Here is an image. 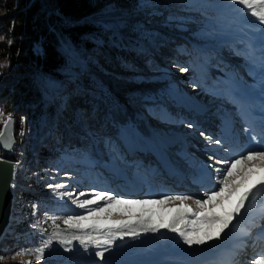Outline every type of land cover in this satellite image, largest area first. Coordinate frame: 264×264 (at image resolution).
Here are the masks:
<instances>
[{"label": "rangeland", "instance_id": "1", "mask_svg": "<svg viewBox=\"0 0 264 264\" xmlns=\"http://www.w3.org/2000/svg\"><path fill=\"white\" fill-rule=\"evenodd\" d=\"M198 9L202 10V15L207 19L201 21L203 26L198 28L196 31L195 29L193 30L192 33L193 35L197 34V36L194 35L197 39L192 42L191 46L190 44L187 45L184 41H180L179 43L175 42L169 46L170 49L168 52L164 51L161 54L163 60L159 57L160 54H158L159 58L156 60L157 62H153V60L150 61L149 57L146 58L147 60L144 59V63H138L135 61L136 64L134 65H136V68L130 71L126 69L115 70L102 64H100L99 67L92 69L109 81L112 88L119 96H121L122 88H127V90L134 92L135 94H132L133 97L131 100L134 97L138 98H134V101L136 100L138 103L136 105H138L137 107L142 114H148L150 116H152L155 112L157 114H163L159 108H166L167 114H170L172 111L175 112L174 115L178 117H169L173 118L172 123H176L174 125H176L177 130L185 131L193 127L190 132L185 131V136L188 137V145H192L194 147V152L190 153V155L192 154L191 157L195 160L205 161L209 158V156H211L208 155V153H205L206 147L209 146L208 142L202 141L207 135H204L197 129L195 131V123L190 122L193 120V113H189L191 109L190 101L194 100L200 104L212 106L214 108L213 112L216 110L220 114L229 109L227 106L230 102L228 99L222 97L226 91L220 89V85L217 84L218 82L216 79L225 80L227 76L233 78V74H238L237 71H240L241 69L245 71L248 69V66L252 69L254 66L248 62V58L246 57L248 56L247 54L243 57V61L237 59L239 55L235 53L238 51L233 47L235 46V43H231L230 45L227 43L231 35L228 33L230 29L235 31V33L240 32V30L229 26V23H235L234 26L238 24L240 27L245 28L253 34L257 33V31L260 30V27L264 26V24H260L257 17L246 14V12H250L251 10H242L241 6L230 3L229 0H106L104 3L98 5V10L103 15H115L119 12L122 17H127L124 18L126 20H129V17L131 16L144 18L145 15L149 13L153 14L161 10L188 12L192 10L197 11ZM256 10L264 11V6H256ZM10 17L11 13L5 9L3 0H0V24L2 21L5 19L7 20ZM180 19L182 18L180 17ZM151 26L154 27L153 24H151ZM186 28L187 27L185 26L179 25L178 31H183ZM154 29L156 31H149L150 37H148L150 43L152 41L156 44L159 40L158 33L161 30H158L157 28ZM165 30H167L168 35L173 38V30ZM174 31L176 30L174 29ZM6 41H9V33L4 32L2 28H0V44L5 43ZM60 42L62 44V41ZM146 44L149 45L148 43ZM62 48L66 50L63 44ZM227 48L231 49V53L235 51L233 54L234 57H236L235 59L230 60V67H227L225 70L223 66H218L216 61L219 56L222 58H228L229 53L227 52ZM246 48L247 46H245L244 50H247ZM203 49L206 51H203ZM71 52L69 53L67 64L61 71L63 74L76 73L77 69L81 70L80 68L82 67L91 68L88 64H86V58L84 56L74 50L72 53ZM216 55L219 56L216 57ZM0 65L5 66V62L0 60ZM182 68H186L187 71H181ZM218 69L222 73L215 71ZM4 70V67H0V78H2V75L5 74ZM210 73L212 74V77L208 79L207 74L209 76ZM243 77H246V75L244 74ZM236 78L240 82L242 81L240 76H237ZM236 78H234V81H236ZM203 80H205L204 85H202ZM245 83L247 85L250 84L248 80ZM150 89L152 91H158L159 94L156 96L146 94L141 97L138 96L141 92L146 93V91ZM99 92L101 91H96V93ZM136 92L138 93L136 94ZM121 100L123 104L129 108L127 105L128 100L124 97H121ZM71 104L73 107H71L70 110L77 114L76 122L81 124L84 133L79 132L76 128H72L70 141L68 142L69 145L65 146L59 138H55L57 132H53L54 138L50 143V146L52 147L53 152L56 153L47 158L45 170H42L41 173H37L41 175L39 179L44 186L42 190H38L37 188L34 190L37 194H39L40 201H38L34 206V215L31 213H22L19 216L22 221H28L29 218L31 220V224L28 226L24 235H22V233H15V223L12 220L9 231L5 235V239H7V241L12 245L11 248H7L8 258H6V260L16 261L17 264H29V262L30 264H84L87 263V260H85L83 256L91 253L97 247H104L107 244L104 242L106 239L110 240L111 237H116L117 240L115 239V241L120 242L122 241L120 239V233L122 232L127 233L134 230L138 233L144 231L147 226V218L149 216L152 217V223L159 225L162 222L164 224L169 222L178 211L188 210L189 213H192L190 209L191 204L185 205V203L176 202L168 203V201H166L163 204H156V206H153L152 204L142 205L144 208L141 210L138 207L139 205H129L116 200L109 201L105 198L107 201L104 199L98 200L101 202L98 206L104 208V211L94 213L82 223L87 225H115L116 227L113 228L112 234H109L107 227H102L99 231H95L91 227L81 229L69 227L68 225L63 226V218L66 216L81 214L87 216L88 209H82L78 206V204H73L71 201L81 196L80 193H84L85 195L89 192H94L95 194L88 199L96 197L97 193L100 192L97 191L98 189L93 187L88 189L85 187L89 186L88 184H95L93 183L95 181H102L99 180L101 177L98 175L104 176L102 173L104 171L103 168L112 167V161L115 162V164L120 165H123L126 162L125 153L123 154L122 152V142L124 140L129 141L138 139L141 142H148L140 136H135V132L138 130V127L135 126V122H133L134 124L131 122L124 125L120 124V126L118 125V128L115 129L116 127H113L112 123L108 121L106 116L100 118L102 116L98 114L99 110L95 111V114L98 115L96 118L93 114H86L83 112L84 109H82L79 103L72 101ZM179 106H181V108ZM184 108L188 110V113L183 110ZM93 109H95L94 106ZM103 110L105 111L104 113L101 112L102 115L118 109L117 107H108ZM1 117L2 116H0V121ZM66 118L67 117L64 116L62 117L63 120ZM98 146H100V151L98 150L99 152L97 151ZM97 157L99 158L97 159ZM234 159L237 158H225L223 161L230 162ZM97 160L100 167L95 165ZM214 160L218 159L215 158ZM18 166L21 172L27 173V169L22 168L21 165ZM258 166H261V162L254 160L245 162L233 169V175L228 178V190L223 194V196L216 198L221 207L223 203L232 202L229 200L227 194L233 195V190L239 187L232 183L241 178L244 183L245 177H248L245 172L248 173L249 169L257 171V169H259ZM218 168L222 170L221 166H218ZM252 173L253 172H251L250 175H253ZM49 185H61L62 187L58 189L49 188ZM22 186L27 187L29 185L27 182H22ZM222 187H224V185L221 184L216 191ZM62 191H69L73 195L71 197L60 198L59 193ZM205 197L207 198V194L198 198L203 200ZM124 200L144 199L125 198ZM212 211L217 213L218 208L216 207L212 209ZM50 216H59L61 219L52 221L47 219V217ZM200 216V214L196 215L191 218V220H201ZM141 218L145 220V223L138 222ZM180 221L184 223L187 222L188 219L182 218ZM136 223L139 225H136ZM121 225H127V227H121ZM203 225L204 227H207V224L203 223ZM23 237H31L28 246L23 249L38 247L45 240L50 241L48 247L45 249V252L49 253L47 259L38 261L33 253H26L23 256L11 259V257L17 252V250H13V246L19 244ZM98 237L103 238L98 241L95 240ZM82 240L83 243L81 242ZM87 245H90V247H87ZM135 246L133 247L134 249L144 248L141 245L138 247ZM85 248H87L88 251H85ZM65 249H68V251H65ZM146 256L147 254H144L139 257L145 260H150L149 262L156 258L149 255L147 257ZM174 257L175 256H173V258ZM141 260L134 261V263L136 262L137 264H140V262H142ZM171 260L172 261L167 263L178 262L173 261V259ZM160 261L161 260H153L152 262Z\"/></svg>", "mask_w": 264, "mask_h": 264}, {"label": "trees", "instance_id": "2", "mask_svg": "<svg viewBox=\"0 0 264 264\" xmlns=\"http://www.w3.org/2000/svg\"><path fill=\"white\" fill-rule=\"evenodd\" d=\"M105 1L3 0L11 17L0 24V28L9 33V41L0 44V60L5 62V74L0 78V110L4 114L0 130L9 114L15 116L16 144L12 155L1 151L0 155L28 170L21 172L18 166L16 175L19 183L27 182L30 188L17 187L13 216L15 233H26L31 220L22 221L19 216L22 213L34 215V206L40 201L34 190H42L44 186L37 173L45 170L47 158L56 153L50 146L54 133L57 132L55 138L65 146L69 145L72 128L84 133L81 124L76 122L77 114L70 110L72 101L96 118L95 111L99 110L100 118L106 116L115 129L120 124L135 122L139 130L149 134L145 123L136 117L140 112L134 101L137 97L131 100L135 93L122 88L119 96L110 82L92 68L102 64L115 70L130 71L136 68L135 61L144 63L148 57L153 62L159 57L163 60L161 54L168 52L175 42L184 41L191 46L197 39L193 30L203 26L201 21L207 19L198 9L188 12L161 10L144 18L131 16L126 20L127 17H122L119 12L115 15L100 13L98 5ZM179 25L187 28L178 31ZM154 28L161 30L156 44L149 40V31H156ZM164 28L173 30V38ZM60 41L72 52L84 56L91 68L82 67L76 73L63 74L61 71L68 62L69 53ZM97 90L101 92L96 93ZM145 94L156 96L159 93L150 89L138 96ZM121 97L128 100L129 108ZM108 107L118 110L102 115L103 109ZM63 116L67 118L63 120ZM30 239L23 237L13 250L27 247ZM11 247L7 239H2L0 255L8 258L7 248ZM0 264L17 262L4 259Z\"/></svg>", "mask_w": 264, "mask_h": 264}, {"label": "bare ground", "instance_id": "3", "mask_svg": "<svg viewBox=\"0 0 264 264\" xmlns=\"http://www.w3.org/2000/svg\"><path fill=\"white\" fill-rule=\"evenodd\" d=\"M262 32H264V30ZM227 43L229 45L231 44L228 41H227ZM233 47L238 50L237 47H235V46H233ZM250 48H252V50L254 51V53L256 55H258L262 59H264V45L256 46V45L252 44V45H250ZM227 49H228L227 51L231 50L229 48H227ZM234 52L235 51H233V53ZM230 53H231V51H230ZM233 53H231V54H233ZM214 56H215V54H214ZM217 56L218 55H216V57ZM230 56H228V58H225V59H224V57H223V59L221 57H219L217 59L216 63H218L220 65H224L225 63L229 64L230 60L235 59V57H236V56L234 57V55H230ZM225 66H227V65H225ZM225 68H227V67H225ZM211 73L209 74V76L207 74L208 79L212 77ZM257 74H260V75L263 74V76H264V72H262L261 67H258ZM245 78L250 83L252 82V80L250 79V77H248V75H246ZM204 83H205V80L202 81V85H204ZM260 87L263 88V91H262L263 93L258 95V97L264 96V78L261 80ZM236 93L239 95L240 98H245L247 96H254L251 93H248V92H246V93L243 92L242 93L239 90H237ZM175 101H176V98H175ZM190 104L193 105L194 107H196L197 109H200L202 107L200 104H198L194 100L190 101ZM179 107L181 108V106H179ZM194 107L191 106V109H190L189 113L190 114L193 113V115H192L193 118L195 117L197 120H199L198 124L200 126H202V127H205V128L208 127L212 131L215 130L216 121L215 120L212 121V120L208 119V117H210L209 114L212 111V107L207 106V105L202 107L200 109L202 111V114L199 115V117H197V114L194 113L195 112ZM227 108L233 109V108H231L230 104H228ZM183 110L186 111V113H188V110L186 108H184ZM0 112H1V110H0ZM174 114L175 113H173V115H170V116L171 117H173V116L174 117H178V116H175ZM157 115H158V117L163 118L165 120H168V119L173 120V118H171L169 116H168L169 117L168 118L167 115H163V114H160V113L157 114ZM187 118H188V116H187ZM218 118L219 119L223 118V115L219 113L218 114ZM157 125L160 126L162 124L161 123H157ZM198 127H195L194 129L197 128V130H198ZM192 128H189L188 131L190 132V130ZM209 137L211 138L212 142H214L216 140L214 135H211ZM209 137L204 138L202 141L210 142L209 139H208ZM126 142H127L126 145H129V149L130 148H134V147L135 148L141 147L142 149H146L147 148L146 144L141 142V141H139L138 139L129 140V141H126ZM212 142H210V143H212ZM177 143H179V142H177ZM175 147H176V145H175ZM99 148H100V146L97 147V151L99 150ZM124 150H125V148H124ZM214 150H215V148H208V147L206 148V151L210 152V153L217 152V151H214ZM192 152H194V147H189L187 149V153H186L187 155H185L184 158H183V165H185L186 163H188L190 165L194 164V161H192L190 159V156L192 155V154L190 155V153H192ZM142 153L135 154L133 156L134 158L132 160L135 161L136 158H139L143 162V167H146L147 164L150 163V165L157 166V167H159L161 169V167L158 164H153V163H151V161H149L150 158H151V155H150L149 152H146V153L142 152ZM240 155H243V154L241 153V154H238V155H234L233 158H238ZM98 158L99 157H97V159ZM161 160L165 161V164H166V167H167L166 170H162L161 169L162 170V175H167L166 172H168V173H173L174 174V177H173L174 179H176L179 176H181V177L183 176L182 178H185V179H189L190 178L189 175L186 176V174H184V172L180 169V167H178L176 164L174 165V163L171 162V160L168 158L167 155H163ZM206 162H209L208 159H206ZM96 165H99L98 160L96 162ZM195 166H197V165H195ZM227 166H228L227 164H224L222 166V170L221 171L223 172L225 170V168H227ZM12 167H13L15 173H17L18 164L17 163H12ZM90 169H91V167H90ZM103 169H104V173H105L104 176L109 177L111 174H115L114 171H113L115 169H111L110 167L103 168ZM155 170H158V169H155ZM115 171L118 172V170H115ZM222 172L220 174V177L223 174ZM252 172H253L252 173L253 175H248V173L245 172L246 176H248V177H245V182L244 183L241 180L242 178L238 179L236 182H233V183L231 182L232 184H234V185L236 184V186L237 187L239 186V187L236 188L235 190H233V192H234L233 195L232 194H227L228 197H229V200L232 201V202L223 203L222 204L223 207H221L219 205V202H217V200L213 201L212 203L206 204L203 207H201L199 204L196 203L197 200H200L199 199L200 197L205 196L206 194H208V193H210L212 191H216L217 189H211L210 191L206 192V194L201 196V195H198V193H196V191H194L189 186H182V187L174 186L172 188L168 187L167 191L165 193H163L162 195H160L159 198H162L163 196H166V195L167 196H190L193 199L191 198L190 200H185V201L169 200L168 203L169 202H176V203H185V205L191 204V208L190 209H191L192 213H189L188 210L187 211H178L170 219L169 222L165 223V225H170L175 220V221H177V223H176V227L177 228L186 230L192 235L203 236L206 231H210L213 234V236L215 237L216 233L218 232V225L217 224H213L210 229H209L208 225H207V227H204V225H203V223L201 221L203 220L205 215L211 216V214L214 213L212 211V209H214L216 207L218 208V212L217 213L215 212L214 214H217V215H221L225 211H232V209L234 207H236V205L239 203V198L241 196H243L246 192H248L250 189H251V191L253 193H255L254 196H256V194H262L264 192V190L256 191L257 188H260L259 180L262 177H264V166L261 165L259 167V169H257V171H253L252 170ZM92 176H89V177H92ZM99 180H101V179H99ZM16 181H18V180H17V175L15 174L14 183H16ZM14 183H13V187H12V191L13 192H15V189H16V186H17V185L15 186ZM241 183H243V184H241ZM116 184L117 183L114 180H112V182L107 183L106 185H111L112 187H115ZM88 185L89 186H87L85 188L91 189V187H93L90 184H88ZM93 188H96V187H93ZM78 189H81V188H78ZM96 189H98V188H96ZM105 189L107 191H109V192L104 191ZM109 189L110 188L107 186V187H104V190L103 189H101V190L98 189L97 191L107 192V193H110L112 195V193L110 192L111 190H109ZM94 194H95L94 192H89L88 194H85L83 196H79L78 200L88 199V198L92 197ZM127 197H128V199H130V198H133V199L141 198V199H144V200L153 199V198H150V197H146L145 193H144V190L134 191L130 195H127ZM205 199H207V198L205 197ZM104 200L107 201V199H104ZM100 203L101 202L98 201L97 205H93V206H89V207H96ZM245 204L246 205L248 204L247 200L245 201ZM143 206L139 205L138 207L142 210L144 208ZM85 209H87V208H85ZM241 210H242V208H241ZM241 213H243V211ZM199 214L201 215L200 216L201 220H196V221L193 220V219L191 220V218H193V217H195L196 215H199ZM240 217L241 216H236L234 218V221H236ZM12 218H13V213H12V217L10 219V225L8 226V229L3 234L1 239L5 238V235L9 231V228L11 226ZM182 218L183 219H188V221L183 223L182 221H180V219H182ZM160 224H164V223L162 222ZM62 225L63 226H67L65 223H62ZM136 225H139V224L136 223ZM236 226H239V225H236L233 222L229 226L228 229H225L223 233H220L219 235L221 237H223V239H213L212 241H206L204 246H201V247L193 246L191 248H189L187 245L183 244L182 237H180L178 233L170 231L167 227H161V230H159V232H146V231L138 232V233H136L135 237L127 235L120 242L115 241V239L117 240L116 237H111L110 238V240L112 241L111 243H107L104 247H97L91 253H88L85 256H83L85 258V260H87V263H84V264H137L136 262L134 263V261H139L141 259H142L141 260L142 262H140V264H166L167 262L172 261L171 259H173V261H178V262H171V263L186 264V263H189L190 261L199 260L202 251H204L206 249H209V248L217 247V246L221 245V243L224 241V239H228L227 237L233 236V233H234L233 230H235ZM102 238L103 237H98L95 240L98 241V240H101ZM135 245H137V246H135ZM139 245L143 246L144 248L143 249H138V248L134 249L133 248L134 246L138 247ZM244 246L246 248H251L252 244L249 241ZM87 247H90V245H87ZM97 251L104 252V254H105L104 259H101L100 257H97L95 255V253ZM238 252H239L238 255H237L238 256V260H240L241 258L242 259L246 258L245 257V253L246 252H244L243 249L239 250ZM144 254H147V256L149 255V256H152V257H156V258L152 259L151 262H149L150 260H145V259L139 257V256L144 255ZM173 256H175L177 258L174 257L175 258L174 259ZM153 260H155V261L161 260V261L160 262H152ZM252 261L253 260L250 259L249 263L252 264ZM201 264H208V263L203 261V262H201Z\"/></svg>", "mask_w": 264, "mask_h": 264}, {"label": "snow or ice", "instance_id": "4", "mask_svg": "<svg viewBox=\"0 0 264 264\" xmlns=\"http://www.w3.org/2000/svg\"><path fill=\"white\" fill-rule=\"evenodd\" d=\"M230 3L237 4L238 6H241L242 10H251L250 12H246V14H249L253 17H257L258 21L260 24H264V11H257L256 6H264V0H229ZM0 67H4V65H0ZM261 70L264 72V62H262L261 65ZM181 71L186 72V68H182ZM4 115L2 112H0V116ZM9 120H11V116L9 114ZM191 127V125H190ZM23 135V133H21ZM210 142H212L211 138H208ZM255 139V137H253ZM214 143L216 145L221 144V141L219 139L215 140ZM215 159L213 156H209V160ZM258 160L261 162V165L264 166V149L262 150H255V151H248L243 155H240L237 159H234L232 161H221V160H216V163H221V164H227L229 165L223 172L222 178L219 179V183L224 185V187L220 188L218 191H212L210 194H207V199L203 200H197L196 203L199 204L201 207H203L206 204L212 203L213 201L216 200L217 197L223 196V194L228 190L229 186V177L233 175V169L236 168L238 165H241L245 162L249 161H254ZM208 167H212V165H208ZM217 173L221 172V169L217 168L215 169ZM252 172V169H249L248 175H250ZM259 185L260 188H257L256 191H261L264 190V177H262L259 180ZM61 185H49V188H61ZM73 194L69 191H62L59 193V197H71ZM81 196L84 195V193H80ZM255 193L251 191V189L246 192L243 196L239 198V203L232 209V211H225L221 215L217 214H211L205 215L203 220L201 221L204 224H207L209 229L213 224L218 225V232L216 233L215 237L210 231H206L203 236H195L190 234L188 231L179 229L176 227L177 221H173L172 224L170 225H165V224H155L152 223V217L149 216L147 218V226L145 227L144 231L146 232H159L161 227H167L170 231L178 233L180 237H182L183 244L187 245L189 248L196 246V247H201L204 246L206 241H212L213 239H223L219 234L223 233L225 229H228L229 226L233 223V220L236 216H242L244 213H241V208H244L245 211H247V205L245 204V201H249L251 203L252 197H254ZM107 198L109 201L116 200L120 201L119 197L113 196L110 193L107 192H99L97 193L96 197L93 199H84L82 201L77 199H73L71 203L73 204H78V206L82 209L87 208L88 209V214L86 215H69L64 217V223L68 225L69 227H76V228H81V229H87L91 227L95 231H99L102 227H107L109 234H112L113 228H115V225L112 226H105V225H100V224H92V225H87L82 223L89 217H91L94 213L102 212L104 211V208L102 207H89L93 205H97L98 200H103ZM192 197L190 196H163L160 199H155V200H124L122 201L125 204L129 205H148V204H163L166 201L169 200H180V201H185L188 199H191ZM223 207V206H222ZM47 219H50L52 221H56L58 219H61L59 216H50L47 217ZM139 223H145V220L141 218ZM121 227H127V225H121ZM136 236V232L134 230L129 231L127 233H120V239L123 240L124 236ZM83 243V240L81 241ZM105 243H111L112 241L109 239H106L104 241ZM50 241L45 240L41 243L40 246L34 247L31 249H21L17 251L11 259H15L16 257L23 256L26 253H33L36 256V259L38 261L40 260H46L47 256L49 253L45 252V249L48 247ZM65 251H68V249H65ZM85 251H88L87 248H85ZM97 257H100L101 259H104L105 254L102 251H97L95 253ZM6 259L3 255H0V261ZM30 264V262H29ZM252 264H264V255L261 256L260 260L254 259L252 261Z\"/></svg>", "mask_w": 264, "mask_h": 264}, {"label": "water", "instance_id": "5", "mask_svg": "<svg viewBox=\"0 0 264 264\" xmlns=\"http://www.w3.org/2000/svg\"><path fill=\"white\" fill-rule=\"evenodd\" d=\"M10 116L11 120L7 116L0 130V151L6 155L14 153V146L16 144V117ZM12 163L17 162L0 156V239L8 229L13 213L15 192L12 191V187L16 173L12 167Z\"/></svg>", "mask_w": 264, "mask_h": 264}]
</instances>
